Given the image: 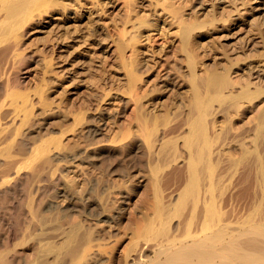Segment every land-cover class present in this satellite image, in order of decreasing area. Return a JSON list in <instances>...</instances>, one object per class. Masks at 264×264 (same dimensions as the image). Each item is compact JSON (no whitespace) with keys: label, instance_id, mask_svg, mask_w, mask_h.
Returning a JSON list of instances; mask_svg holds the SVG:
<instances>
[{"label":"bare ground","instance_id":"bare-ground-1","mask_svg":"<svg viewBox=\"0 0 264 264\" xmlns=\"http://www.w3.org/2000/svg\"><path fill=\"white\" fill-rule=\"evenodd\" d=\"M140 1L123 0V6L130 13H135L141 6ZM152 1L155 7L165 12L173 25V31L168 34L170 39L166 42L176 43L174 53H180L178 58L181 61L170 68L166 66L164 77L158 78L155 85L160 91L172 93L181 86L185 71L191 92L190 109L183 121L185 134L177 133L174 126L168 132L154 129L144 136L143 154L148 158L147 168L151 172L159 219L158 223L154 219L148 222L146 229L153 234L143 246L133 243L115 261L117 264H233L231 261L235 260V264H264V84L258 82L250 87V83H246L234 92L232 89L238 83L231 80L230 71L236 62L227 66L224 62L207 64L199 69L196 61L204 50L200 39L210 37L209 42L213 43L211 35L217 29L229 26L234 20L231 13L238 11V5L245 6L246 2L222 0L220 5L219 0ZM59 3L63 5L62 12L67 13L69 7L86 8L92 13L99 5L97 0H74V3L0 0V264H42L47 260L48 247L54 246L52 243L56 241L54 236H48L44 231L45 221L37 217L31 203L44 194L45 188H53L59 181L60 171L56 167L51 168L49 158L56 160L57 164L66 161V156L60 151V143L72 128H61L62 125L56 135L50 134L55 123L50 118L31 123L30 129L25 128L36 103L48 108L53 102L43 95L48 85L45 77L41 78L34 92L25 85V69L34 58L31 52L26 51L23 39L33 26L31 24L41 21ZM258 4L262 6L263 1L259 0ZM218 6H225L226 18L218 14ZM126 17L123 24L129 23L130 26L121 27L113 42L127 74L131 93L136 82L148 70L136 58L143 53L137 44L141 43L143 33L151 24L143 13ZM262 24L256 16L253 24L257 39L254 55L258 57L264 55ZM90 33L98 41L106 39L103 31ZM57 48L52 45V50ZM213 49L206 53L212 54ZM222 54L227 55L225 50ZM229 58L227 56L225 60ZM51 59L44 60L45 67L51 66ZM202 71L205 72L203 76L200 75ZM108 94L106 92L105 96ZM133 100L138 101V97ZM58 102L65 109L69 105L67 97L60 98ZM257 102L261 106L249 118L253 120L252 126L234 133L231 123L240 116L242 105L253 109ZM84 114L85 111L79 109L74 120L80 121ZM218 117H223L227 124L215 133ZM99 135L101 129L94 124L86 127L83 133L85 139L98 140ZM34 136L38 142L32 140ZM178 140L186 149V176L176 179V183L184 185L173 200L168 198V205L172 207L167 208L162 201L165 195L160 192L159 178L150 163L154 158L160 159L164 143L170 145V153L176 154ZM104 151V148L92 146L80 149L67 160L88 163ZM38 153H42V159L29 169ZM175 154L174 160L177 159ZM60 196L64 197V193ZM185 209L187 214L182 224L174 220ZM178 230L182 231L179 236ZM90 236L88 231L78 232L72 228L64 235L65 239L58 246L65 248L73 258L67 264H77L84 251L89 250ZM231 236L233 238L229 242L227 239ZM229 251L235 252L233 260L225 256ZM64 255L57 250L54 254L56 260H63ZM110 260L111 257L106 263ZM103 261L98 259L100 263Z\"/></svg>","mask_w":264,"mask_h":264},{"label":"rangeland","instance_id":"rangeland-1","mask_svg":"<svg viewBox=\"0 0 264 264\" xmlns=\"http://www.w3.org/2000/svg\"><path fill=\"white\" fill-rule=\"evenodd\" d=\"M57 1L74 3V0ZM97 1L99 5L92 13L86 8L76 7H69L68 13L62 12L63 5L57 4L41 21L31 24L33 26L23 39L26 51L31 52L34 58L25 69V85L34 92L41 78L45 77L48 85L43 95L53 102L48 108L36 103L25 128L30 129L31 123L41 122L44 118L55 122L50 134L56 135L62 125L61 128H72L60 143V151L66 156V161L57 164L56 160L49 158L51 168L56 167L60 171L59 181L55 187L45 188L44 194L31 203L37 217L45 221L44 231L56 240L52 243L54 246L48 247L47 260L42 264H67L73 259L65 248L58 246L71 228L91 234V247L84 251L77 264H117L115 260L133 243L143 246L153 234L146 229L148 222L154 219L158 223L159 219L151 172L147 168L148 158L143 154L144 136L154 129L168 132L174 126L177 133H186L183 121L190 109L191 99L185 80L187 73L183 72L181 86H177L172 93L160 91L155 85L158 78L164 77L166 66L170 68L181 62L178 58L180 53H174L176 43L166 42L170 39L168 34L173 31V25L165 12L155 7L152 0H141V6L136 8L138 12L135 13L145 14L151 24L148 30L144 29L142 41L137 44L143 53L136 58L148 70L129 93L128 77L113 41L117 38L118 30L129 25L123 24L126 15L133 17L135 13H130L123 6V0H111L109 3H106L108 0ZM183 1L178 0L177 3ZM244 1L245 6L238 5V11L231 13L234 20L229 26L217 29L211 35L213 43L209 42L210 37L200 39L204 50L196 59L199 69L207 64L224 62L227 66L236 62L230 71L231 80L238 83L232 89L234 92L246 83H250V87L258 82L264 84V55H254L257 39L253 27L256 16H259L264 29V0H260L263 1L262 6L258 4L259 0ZM218 2L222 5V0ZM218 7V14L226 18L228 12L223 10L225 6ZM93 30L103 31L106 39L98 41L90 33ZM53 44L58 47L57 50H52ZM212 47L213 53L207 54ZM223 50L227 55L222 54ZM227 56L230 58L225 60ZM50 57L51 66L45 67L44 60ZM204 74L200 72L201 76ZM106 92H109L107 96ZM62 97L69 100L66 109L58 105ZM135 97H138V101L133 100ZM256 104L253 109L242 105L240 116L231 123L234 133L252 126L253 120L249 118L261 106L258 102ZM79 109L86 114L76 122L74 116ZM91 124L101 129L98 140L83 137L86 127ZM226 124L223 117H218L215 133ZM36 139L37 136L32 137L38 142ZM92 146L106 151L88 163L67 160L68 156L75 155L80 149ZM169 146L164 143L160 159L154 158L150 163L159 178L160 192L165 195L162 201L167 208L172 207L168 205V198L173 200L184 185L176 183V179L186 176L187 165L183 142L178 140L176 154L170 153ZM41 154L33 157L29 169L42 159ZM174 154L176 160L173 159ZM63 193L64 197L60 196ZM185 214L187 209L174 220L182 224ZM176 233L179 236L182 231ZM232 238L227 240L230 242ZM56 250L65 254L63 260L55 259ZM234 255L235 252L229 251L225 256L233 260ZM109 257L111 260L106 263ZM98 259L104 261L100 263ZM235 262L231 261L233 264Z\"/></svg>","mask_w":264,"mask_h":264}]
</instances>
